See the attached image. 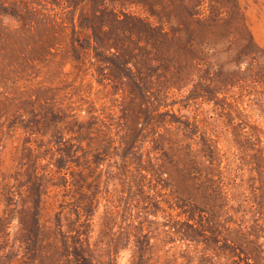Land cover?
<instances>
[{
  "label": "rangeland",
  "instance_id": "obj_1",
  "mask_svg": "<svg viewBox=\"0 0 264 264\" xmlns=\"http://www.w3.org/2000/svg\"><path fill=\"white\" fill-rule=\"evenodd\" d=\"M0 264H264V0H0Z\"/></svg>",
  "mask_w": 264,
  "mask_h": 264
},
{
  "label": "trees",
  "instance_id": "obj_2",
  "mask_svg": "<svg viewBox=\"0 0 264 264\" xmlns=\"http://www.w3.org/2000/svg\"><path fill=\"white\" fill-rule=\"evenodd\" d=\"M58 172H61V170H58Z\"/></svg>",
  "mask_w": 264,
  "mask_h": 264
}]
</instances>
